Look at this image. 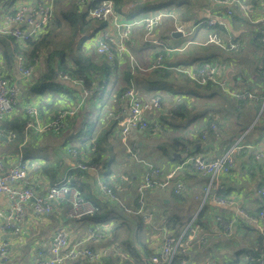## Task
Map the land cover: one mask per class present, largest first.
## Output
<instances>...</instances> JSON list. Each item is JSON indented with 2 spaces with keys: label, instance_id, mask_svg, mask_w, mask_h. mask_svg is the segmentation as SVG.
<instances>
[{
  "label": "crops",
  "instance_id": "obj_1",
  "mask_svg": "<svg viewBox=\"0 0 264 264\" xmlns=\"http://www.w3.org/2000/svg\"><path fill=\"white\" fill-rule=\"evenodd\" d=\"M17 1L14 0L13 3H17ZM22 1L28 2L30 5L39 2V0H19L18 2ZM219 1L127 0L122 5L121 12L115 14V18L125 21L133 18L138 20L145 14L162 12L164 16L148 38L160 39L163 43L161 45L152 43L149 45V40H144L143 24L141 22L135 24L131 29L128 40L125 42V51L121 53L118 62L112 64L108 75L103 77V79L107 77L106 86L108 94L106 100L97 103L98 95L101 94L99 91L101 90L100 87H97L100 94L98 92L96 94L89 93L80 107L81 115H84L89 108V104H93V106L98 105V109L102 107L105 111H108L110 117L107 118V122H111L113 120L112 117L119 110L120 104V102L114 101L115 93L127 81H130L132 84L130 88L135 90L139 99H149L155 93V90H152L154 87H150L149 84L164 76L161 71L159 74L154 73L155 68L150 67V64L156 56L163 55L164 63L168 67H172L173 70L171 68L166 69L169 74L162 81L166 82L167 86L169 85L168 88L171 89L173 87H182L181 92L187 94V99H184L180 95L181 99L185 100L187 106L190 108L186 112L187 118L181 123L179 121L176 125L177 127L165 125L164 129V126L161 125V116H165L171 104L180 102L181 99H177L179 97L177 95L180 93L173 96L171 95V90L161 89L159 92L164 94H158L161 96L160 109L148 115V118L153 123L155 122L158 126L161 125V130L151 129L144 133L132 130L130 132V141L136 143L141 150L140 157L142 160L159 166L163 170L171 169L178 162V160H175L176 157L184 158L186 155L185 151L175 152L173 150L174 146L171 144L175 143V139L195 140L196 144L194 148H198L199 150L193 154L189 153L190 155H202L211 158L225 153L226 150H231L236 154V161L228 174L217 173L203 179V177H199L193 172L190 167H187L179 174L187 186L184 198H189L190 206H196L190 213L184 216L177 213L178 215L185 219V216L190 214L195 216L197 214L199 204L197 200L201 197L204 180L209 179L213 184V188L207 190V192L211 191L208 199V212L213 217V220L206 232H209L212 226L222 229V222L228 224L232 220H235L228 237L223 236L216 240L210 234L209 246L212 241L218 244V246H222V241H227V238H232V242L235 241L233 243L237 245L240 243V237L243 239V235H246L251 230L250 228L256 232L261 229L264 231V219L252 221L242 216L238 210L243 207L252 213H257L258 209L254 188L259 181L261 183L264 179V157L259 159V167L253 166V158L255 153L264 152V125L261 124L259 128L253 130L252 127L258 122L262 104L259 101L249 100L239 102V105H237L238 102L235 101L234 97L230 93L223 91L218 85L210 82L204 88L203 86L208 82L199 84L185 74L181 78L179 75L173 73L177 72L174 67L178 64L197 69L205 63H215L219 68V74L217 72L218 77L229 83L231 91L243 89H256L260 91L261 82L263 83V76L260 72L263 63V52L261 47H259L260 42L257 34L261 27V19L264 17V9L260 5L261 2H258V0L253 4L251 0H239V3H234L231 6L233 14L229 16L224 11L226 6L219 3ZM7 2L8 0L5 1V12L9 7L7 6ZM209 11L221 14L224 28L217 27V31L225 43L229 41L237 42V48L226 51L217 45L205 43L206 34L210 28L202 25L200 20ZM3 16L4 14L0 17V23L3 20ZM104 23L107 24L103 29H106L114 40L117 41V31L114 26L113 17L109 21H104ZM180 24L186 28L187 33L182 34L176 30V27ZM103 29L101 28L96 32L97 38ZM96 37L86 41L87 46H89L88 48L95 50ZM65 45L66 41L62 42L59 48H63ZM167 48H173L174 50L167 53L165 52ZM4 49L5 45L0 41V74L4 75L10 83H13L18 88L17 105L13 108L11 114H17L20 111L24 112L28 104H35L39 107L48 105L50 103L49 100L41 98L42 95L40 93L28 92L29 85L16 69L15 58H11L8 62L2 60L1 55ZM40 60L35 64L33 75L37 74L40 68ZM132 78H136L135 85H133ZM54 83L62 84L64 87L63 90H58L59 93L54 91L60 97L64 96V94H61L62 91L69 95L68 92L72 90L70 87H74L78 91V98L82 95L81 86L78 84H74V86L71 84L72 86H69V83L66 82ZM196 83L200 86H197ZM193 88L195 89L194 92L191 91ZM48 90L51 91V88H48ZM55 98L53 100L58 102L59 109L64 104H67V102L60 100L61 98L57 99L58 96H55ZM52 103L53 101L51 105ZM109 108L110 110H108ZM238 114L241 117H237ZM211 116L214 119L210 118ZM69 123H66L59 133L34 134L27 139V141H32L28 151L32 153L31 155H35L38 158L28 157V159H31H29V163L25 168V177L19 180L20 185L29 186L35 194H40L46 191L54 182L60 180L67 171L76 176L78 173V170L75 168V163L78 162L77 158L70 150L71 145H69L66 137L61 133V131L71 128L76 124L72 125L73 123L71 122L72 126H69ZM211 123H216L220 126L218 131H220L221 138L202 137L203 131L207 129L209 131ZM112 125L117 127L115 121ZM243 126H246V129L242 135L234 142L226 143V140L232 137ZM0 128L4 127L0 125ZM101 129L106 128L102 127ZM91 143L92 139L86 142L85 145H90ZM78 145L81 147L79 140L78 144L75 145L76 148ZM104 145L109 146L110 149L104 152L103 163L100 164L101 167L97 171H87L79 183L80 191L83 197L92 200L93 203L95 202V205L101 204L105 207L103 203L105 196L101 193L98 183V180L102 179L105 183L115 186L114 190L119 197V202H116L117 205L113 203L108 204V208L100 206L99 211L97 210L101 214L102 221L100 224H105L107 227L102 229L104 232L102 240L94 241L93 245L96 248L114 245L117 249L113 250V252L122 257L116 264H123V260L125 259L133 262L132 258H128L124 254V251L127 250L125 248L127 244L135 247L136 251L140 254H142V251L145 253V250L157 253L161 244V236L153 231L150 226H141L140 219L133 212V207L136 204V202L134 203L136 194L133 186L119 183L117 177L123 174L137 181L145 173L146 164L128 158L122 147H116L118 149H115L114 144H111L109 140V136L104 140ZM188 146L190 148V145ZM18 147L17 151L19 152L20 150L23 158H25L22 146ZM163 149L164 151L168 150L167 154H164ZM18 152L15 149V140L10 142L0 137V161L4 163L6 168L17 162ZM41 155L42 157H40ZM218 189L227 193V197L231 198L232 204L217 205L211 200V197L215 195ZM172 197V191L170 192L168 189L145 193L148 211L154 223L161 222L165 215L171 214L166 212V208L170 204ZM113 206L119 207L114 210L115 214L121 212L120 209L123 212V214L119 215L122 216L120 222H108L110 207ZM67 208L68 204L63 200L55 202L52 212L48 215L35 214L31 208V200H29L23 205V216L16 223L17 229L2 228L9 210V199L5 195L0 194V245L5 243L7 246L6 253L0 255V264H24L32 261L39 252L48 250L52 234L58 227H65L68 244L71 245L76 239L87 235L89 226H97L94 222L89 223L85 216L79 219L69 217L66 215ZM127 217L133 223L130 228V237L124 240L123 236H121L124 235L123 231L120 233V230L117 228L124 218L127 220ZM238 218L245 220V223L243 222L244 226L242 225L243 223H241L242 226L237 224ZM255 231L252 232L255 233ZM242 244L248 245L247 240ZM209 252L212 264H219L217 256L211 250ZM186 253L189 258L187 260L188 264H202L205 256H201L203 248L193 249V246L189 245ZM239 254L237 257L239 256L240 260H242L241 257L244 258L246 256L245 253ZM206 256L208 257V251ZM65 264H73V262L67 261ZM147 264L156 263L148 260ZM159 264H169V262L160 261ZM237 264L240 263L238 262Z\"/></svg>",
  "mask_w": 264,
  "mask_h": 264
},
{
  "label": "built area",
  "instance_id": "obj_2",
  "mask_svg": "<svg viewBox=\"0 0 264 264\" xmlns=\"http://www.w3.org/2000/svg\"><path fill=\"white\" fill-rule=\"evenodd\" d=\"M55 0H39V2L30 5L28 2H18L10 5L5 12L2 22L0 23V37L11 36L15 41L22 43L23 40L37 36L51 20L53 15V4ZM78 4H85L88 0H75ZM258 1V0H255ZM219 3L226 6L225 13L229 16L233 14L231 6L234 3H239V0H220ZM255 2H253L254 4ZM264 9V1L260 3ZM114 5L112 0H99L98 3L88 10L89 16H92L101 21H109L112 17L114 26L117 31V41L107 32L106 29L100 31L97 39L96 51L103 55L105 59L114 64L122 52L125 51V42L128 40L132 27L141 22L144 28V40H149V43L161 45L163 42L160 39L148 38L156 29L160 19L164 16L162 12H154L143 15L140 19H130L128 21L115 18ZM202 25L207 26L209 31L206 34L205 43L214 44L221 47L223 50L229 51L237 48L238 43L229 41L225 43L219 35L217 27L224 28L221 14L212 13L209 11L200 20ZM262 34L264 35V17L261 19ZM176 30L182 34L187 33L183 25H178ZM264 43V37L262 39ZM115 46V48H114ZM167 53L174 49H165ZM16 69L22 75L23 79L28 83L32 80V72L34 64L25 65V57L21 54H16ZM168 65L164 63L163 55H158L154 58L150 67L166 68ZM177 71L187 75L193 81L199 84L212 82L218 85L226 93H230L239 105V102L244 101H259L264 109V89L261 92L255 93L247 90L231 91L229 83L221 80L219 68L215 63H205L199 68H190L187 66L178 65L174 67ZM262 75L264 76V65L262 66ZM57 80H69L73 84L81 86L82 96L77 102L69 107L63 105L51 119H45V107H39L35 104H28L25 107L27 118L23 123L24 143L34 134L44 133H59L66 125L68 118L73 117L81 107L84 98L91 93L90 89L84 88L82 81L79 79L69 78L65 74L57 73ZM18 88L13 83H10L7 78L0 74V120L10 116L13 108L17 105ZM114 101L120 102L119 110L114 114L116 125L120 135V142L124 147L127 157L146 164V171L139 180H134L126 175L120 174L117 180L121 184L133 186L135 191L136 208L134 213L138 216L141 223L148 225L151 229L161 236V244L157 254L144 257L142 260L159 264L160 261H170L178 246H181L182 252L186 253L189 245H197L198 248L205 246L209 239L208 236L213 235L217 240L223 236H228L231 233V228L235 222L232 220L226 224L222 222V229L215 226L210 228L209 232L198 233L199 226L193 220L189 221L183 233H188V238L181 242V236L176 237L173 233H168L165 228L168 218L165 216L161 222H153L151 214L148 211L145 193L154 190L171 189L174 195L181 196L187 191V186L179 174L187 167H190L199 177H211L217 173L227 174L234 165L236 158L233 151L207 158L202 155H190L186 153L184 158L178 161L171 169L163 170L159 166L145 162L141 159L139 147L133 141H130V132H148L151 129H160L155 122L153 123L148 115L160 109V96L154 94L149 99H139L133 88H126L119 92L118 96L114 97ZM209 128L215 133L218 132L219 126L216 123H211ZM208 133V129L203 131L202 137ZM0 137H4L7 141L12 142L16 139V134L10 130L0 128ZM76 156L77 161L75 168L78 170L76 176H73L68 171L63 177L54 182L46 191L40 194H35L31 187L22 186L19 180H22L26 175V166L29 163L28 158H23L22 152L19 150L17 162L9 167H5L0 161V194L5 195L9 199V210L6 214L2 228L17 229L16 223L23 216V205L31 200V208L35 214L48 215L52 212L55 202L65 201L68 204L66 215L72 218L79 219L83 216L90 215L98 209L92 200L82 196L79 183L87 171H97L100 164H87L82 159H79L78 152L74 148H70ZM234 150V149H233ZM255 159L264 157V152L255 153ZM101 193L104 194L109 202H119V197L114 188L105 183L102 179L98 180ZM255 194L264 198V179L261 181V186L256 188ZM211 200L217 205L232 204L231 198H222L214 195ZM239 213L245 218L252 221H257L258 217L248 214L242 207ZM260 215L264 218V208L261 209ZM105 224L97 226H89L88 233L85 237L76 239L71 245L68 244L67 232L65 227H58L52 234L48 250L39 252L30 262L24 264H65L67 261L75 262L76 264L94 263L99 261L109 252L116 250L114 245L96 248L93 245L94 241L102 240L104 237L103 228ZM260 232L264 231L261 229ZM261 255L255 259V262H263L264 254V238L261 242ZM7 251L5 243L0 245V255H4ZM188 259H181L180 264H188ZM146 262V261H143ZM147 264V263H146ZM202 264H211V261L205 260Z\"/></svg>",
  "mask_w": 264,
  "mask_h": 264
},
{
  "label": "trees",
  "instance_id": "obj_3",
  "mask_svg": "<svg viewBox=\"0 0 264 264\" xmlns=\"http://www.w3.org/2000/svg\"><path fill=\"white\" fill-rule=\"evenodd\" d=\"M99 0H88L85 4H78L75 0H55L53 4V15L51 17V20L45 25L43 30L35 37L28 38L26 40H23L22 43H19L14 40L11 36L6 37H0V41L3 45H5V49L1 55V58L4 62H8L11 58H15L16 54H21L25 57V65H32L36 61L38 62L40 59V68L38 69L37 74H32V80L29 81L27 84L29 85L28 92L30 93H40L42 96L41 98H46L49 100L50 103L48 105H45L46 114L44 116L45 119H51L54 117V115L59 110L58 102L54 101L53 99H56L55 96H58L57 99H60V95H56L59 93L58 90L55 92H50L48 88H51V90H54L55 88L59 90H63L62 84H55L54 82H61V83H72L69 80L63 81V80H57L55 75L57 73H62L68 76L69 78L73 79H79L82 81L83 87L92 90L91 93H97L98 89L97 87H100L102 89L103 86H106L107 83V77L106 79H103L104 76H107L108 73L111 71L112 63L108 62L103 55H100L96 51V46L94 47L95 50L92 48H88L87 46V40L90 35V30L94 29L96 27H90L92 21H97V24L101 23L98 19L89 16L88 10L92 7H94ZM114 5V11L121 12L122 5L127 0H112ZM252 2H255V0H251ZM264 0H259L258 2H263ZM14 0H8L7 6L12 5ZM134 19V18H133ZM103 27L107 23H102ZM98 29V28H95ZM262 25L259 28V33L257 34V38L260 42L259 47H261V50L263 52V63L264 65V43L262 41L264 35L262 34ZM220 35V34H219ZM221 36V35H220ZM90 39V38H89ZM66 41V45L63 48H59L62 42ZM91 47V46H90ZM166 52V50H165ZM97 54V55H96ZM200 64V63H199ZM197 64V65H199ZM172 69V67H166V68H155L153 71L156 74H159L161 71L164 76H161L160 79L155 80V82H151L149 84L150 87H154L153 89L156 90L155 93L159 94V90L162 88L171 90L172 94L180 93L184 99H187V94L181 92L182 87H173V89L168 88L167 83L163 82L162 80L169 74L166 69ZM159 71H157V70ZM34 70H35V64H34ZM33 70V71H34ZM173 70V69H172ZM176 71V70H175ZM262 74V67L260 70ZM175 75H179L181 78L182 76H185L182 72H173ZM4 76V75H3ZM263 76V75H262ZM5 77V76H4ZM133 85H135L136 78H132ZM195 83V82H194ZM210 82H208L203 87L206 88L207 85H209ZM197 86H200L196 83ZM74 86V85H73ZM132 84L130 81L126 82L125 85L120 87L116 93L115 96L117 97L119 92L123 89L130 88ZM73 91V95L69 91L68 94L72 99V103L69 105V107L74 105V98L77 102V94L78 91L71 87ZM264 89V76H263V83L261 82V88L260 91L254 90V89H243L251 92H261ZM101 92V90H99ZM192 92L195 91V89H191ZM154 93V94H155ZM162 94V93H161ZM98 95V94H97ZM77 96V97H76ZM82 96V95H81ZM101 96L98 95V97ZM161 97V96H160ZM85 99V98H84ZM53 101L52 105L51 102ZM60 101V100H59ZM84 101V100H83ZM190 108L187 106V103L185 100H182L178 103L171 104L169 106V109L167 110V113L165 116H161L162 123L161 125H168L170 127L174 126L177 127V123H180L187 118V111H189ZM80 108L78 109V112L73 116L70 117L69 121L67 120V124L69 123V126H71L72 123L78 120L79 118ZM27 114L24 110L20 111L19 113H14L8 116L7 118H4L0 120V125L4 128L14 132L16 134L15 139V149L16 152H18V146H22L24 157L28 158H38L35 155H31L28 150L29 146L31 145L32 141L28 140L24 143V133H23V123L24 120L27 118ZM78 117V118H77ZM237 117H241L240 114L237 115ZM113 120H111V124L116 121L114 117H112ZM210 118H213L212 116ZM258 122L252 127L253 129L259 128L261 124L264 125V109L261 110L260 115L258 117ZM83 119V118H81ZM214 119V118H213ZM87 124H84L85 121H81V125L84 124L83 127H86L87 129L84 130V134H82V137L80 139L81 147L78 145V147H70L74 148L79 155V159L83 160L87 164H102V158L105 151H108L110 149L109 146L104 145V135L103 133L96 137L93 135V133L98 129L99 126H97V120L98 115L94 119L86 118ZM89 121H91V124H89ZM72 122V123H71ZM220 129V126H219ZM246 129V126L241 127L238 129L232 137L228 138L226 140V143L234 142L236 139H238L243 131ZM60 132V131H59ZM82 132V131H81ZM107 132V130H106ZM199 133V132H198ZM87 135V136H86ZM84 136V137H83ZM201 136V133H200ZM212 137L214 139L221 138L220 131L217 133L213 132L211 129H209L208 134L205 135L206 138ZM247 136V135H246ZM202 138V137H201ZM91 140L92 143L90 145H85L86 140ZM205 139V138H203ZM196 144L195 140H177L175 139V143L171 144L174 146L173 150L175 152H181L185 151L186 153L193 154L194 152L198 151V148H194V145ZM190 145V148L189 146ZM166 149V147H165ZM229 150V149H228ZM164 151V149H163ZM227 151V150H226ZM44 155V154H42ZM42 155L40 157H42ZM29 158V159H31ZM177 158V157H176ZM175 160H182V157H178ZM236 158V154H235ZM253 166H260V160L253 158ZM231 171V169H230ZM109 186L115 188V186L107 183ZM261 186V183H259L255 186L256 188H259ZM254 190V194H255ZM211 192V191H210ZM210 192H207L206 198L197 212L195 216L190 214L187 218L183 219L182 216L178 215L177 213H172L169 215H165L168 218V222L165 225V228L167 229L168 233H173L176 237L181 236V242H184L189 236L187 232L183 233V229L185 227V224L191 220L198 224L199 226V233L208 231L210 224L213 220V217L210 216L208 212V199ZM173 194V192H172ZM216 196L226 198L227 193L223 192L221 189H218L215 192ZM175 199L180 198L181 196H176L173 194ZM255 200L257 201V213H252L248 210L245 211L248 214H253L254 216L258 217V220L264 219L262 215H260L261 209L264 208V198H261L257 194H255ZM230 198V197H228ZM103 203L105 207L108 208V204H112L113 202H109L108 200L103 198ZM95 203V202H94ZM135 203V198H134ZM114 205H117L116 203H113ZM97 205V204H96ZM105 208L104 206L97 205L98 211L99 207ZM136 208V204L133 207V212ZM125 209V207H124ZM92 212V214L86 216L89 223L94 222L95 224L99 225L101 223V214H99L98 211ZM245 223V220L242 218L237 219V224L241 225V223ZM244 223L242 224L244 226ZM241 225V226H242ZM239 226V227H241ZM251 231H255L254 229L250 228ZM249 229V230H250ZM209 239V236L207 237ZM264 238V233L260 232L259 230L256 232L253 236L252 241L247 240V244H242L239 249H237L234 253L238 255L239 253H245L246 256L243 258V260H240L238 257H236V263L240 264H264V254H263V262H255V259L258 258L261 253V242ZM193 249L198 248L197 245H192ZM209 247V242L201 247L202 248ZM125 248L127 250L124 251V254L128 258H132L133 262L130 260H123V264H146L148 260H142L144 257H149L152 255L157 254L156 252H153L151 250L146 251L145 253L142 251V254L138 253L135 249V247H131L130 245H126ZM144 255V256H142ZM158 255V254H157ZM240 255V254H239ZM208 257L210 256V252L208 251ZM122 258L117 253L111 251L104 257H102L99 261L94 263H84V264H116V262L119 261V259ZM181 259H189L187 253L182 252L181 246H178L176 251L173 254L172 259L169 261V264H180ZM207 259V258H206ZM204 259L203 262L206 260ZM210 261V259H207ZM146 261V262H143ZM73 264H76L73 262Z\"/></svg>",
  "mask_w": 264,
  "mask_h": 264
},
{
  "label": "rangeland",
  "instance_id": "obj_4",
  "mask_svg": "<svg viewBox=\"0 0 264 264\" xmlns=\"http://www.w3.org/2000/svg\"><path fill=\"white\" fill-rule=\"evenodd\" d=\"M5 1L6 0H0V17H2V15L4 14L5 15V10H6V7H5ZM19 1V0H18ZM4 17V16H3ZM99 24H97V21H92L91 22V26L90 27H93L96 25L95 28H98V29H92L90 30V35L89 36H86L88 37V39L90 38L91 40L97 36L96 32L101 29L103 27V22L104 21H101L99 20ZM237 43V42H236ZM149 44V43H148ZM151 45V43L149 44ZM115 48V46H114ZM179 65V64H178ZM177 65V66H178ZM34 73V72H32ZM68 83V82H66ZM71 84L73 83H69V86H72ZM74 85V84H73ZM62 88H64L62 86ZM71 88V87H70ZM69 89V87H68ZM162 89H165V88H162ZM56 90H59V89H56ZM55 89L54 90H51L50 92H53V91H56ZM70 90V89H69ZM154 91V89H152ZM161 90V89H160ZM159 90V91H160ZM167 90V89H166ZM156 91V90H155ZM71 94L73 95V91H71ZM160 94L162 92H159ZM61 94H64L63 97H61L60 100H63L64 102H67V104H64L65 106L66 105H70L72 103V99L69 95H67L65 92H61ZM98 94H100V92H98ZM107 86H103L102 89H101V96L98 97V101L97 103L101 102V101H105L106 98H107ZM153 94V93H152ZM164 93H162L161 95H163ZM171 95H175V94H172ZM181 94H178L177 96V99L180 100L181 99ZM74 96V95H73ZM74 104L76 103L75 101V98L73 100ZM178 103V102H177ZM98 105L96 106H93V104H89V108L87 110L86 113H84V115H81V113H79V118H83V119H80L78 118L77 122L73 123L72 125H74L73 127L71 128H68L66 130H63L61 131V133L63 134L64 137H66L69 145H71V147H74L75 145L78 144V140L80 142V139L82 137V134H84V130L87 129L86 127H83L84 124H87V120L86 118H89V119H94L96 117V115H98V120L96 121L97 122V126L98 129L93 133V135H95L94 137H96V135L98 136V134H102L104 135V138L105 140L108 138L109 136V140L111 142V144H114V148L115 149H118L120 147L123 148L124 150V147L122 146V144L119 142L120 139V135H119V132H118V128L115 126V125H112L114 123L111 124V122H107V118L110 117L109 116V113L108 111H105L102 107L101 109H98L97 108ZM110 110V108L108 109ZM78 112V111H77ZM76 112V113H77ZM85 121L84 124L81 125V121ZM89 124H91V121H89ZM71 125V126H72ZM78 125V126H77ZM102 127L106 128V129H101ZM164 129H165V125H164ZM107 130V132H106ZM161 130V127L160 129ZM82 131V132H81ZM109 133V134H108ZM87 136V135H86ZM90 140H87L86 142H89ZM160 144V143H159ZM165 146V145H164ZM76 147V146H75ZM118 147V148H116ZM140 150V149H139ZM141 151V150H140ZM167 151H164V154H167ZM125 152V151H124ZM160 152V151H159ZM159 154V153H158ZM126 155V153H125ZM230 172V171H229ZM228 174V173H227ZM204 179V178H203ZM213 188V184L211 181H209V179H205L204 180V186H203V191L201 192V197L197 200L199 201V204H198V211L199 209L201 208L205 198H206V194H207V190H211ZM170 192H171V189H168ZM186 195L183 194L181 195L180 198L178 199H175V197L173 196L171 198V202L170 204L167 206L166 208V212L167 213H179L180 215L184 216L188 213H190V211H192L193 209H195V206H190L189 205V198L187 197L186 199L184 198V196ZM196 201V202H197ZM193 207V208H192ZM119 207L117 206H113V207H110V214H109V220L108 222L109 223H113V222H120L122 220V216H119L121 214H123L122 210L120 209L121 212H118V213H114V210L115 209H118ZM125 214V213H124ZM189 216V215H188ZM188 216H185V218H187ZM86 217V216H85ZM133 222L131 221L130 222V219L127 217V220L124 218V220L121 222V224L118 226L117 229L120 230V233L123 231V234L124 235H121L123 236L122 238L125 240L127 239L128 237H130V228H131V224ZM188 223V222H187ZM186 223V224H187ZM142 224V223H141ZM185 224V225H186ZM211 225V224H210ZM142 227L144 226L143 224L141 225ZM252 231L250 230L249 232L246 233V235H243V239L240 237V243H238L237 245H235L233 242H232V238L229 239L227 238L228 240L227 241H222V246H218V244L214 243L213 241L210 242V246L207 247V248H203V253L201 254V256L205 255L204 256V259H210L209 257L206 256L207 254V251H212L213 254L215 256H217L218 260H219V264H237L236 263V257L237 255L234 253L237 249L240 248V246L242 245V243H244L247 240H250L252 241L253 239V236L255 235L251 233ZM228 237V236H227ZM211 240V239H210ZM116 241V240H115ZM117 242V241H116ZM241 256V254L239 255ZM206 257V258H205ZM241 259L243 260V258L241 257ZM211 261V264H212V260L210 259Z\"/></svg>",
  "mask_w": 264,
  "mask_h": 264
},
{
  "label": "water",
  "instance_id": "obj_5",
  "mask_svg": "<svg viewBox=\"0 0 264 264\" xmlns=\"http://www.w3.org/2000/svg\"><path fill=\"white\" fill-rule=\"evenodd\" d=\"M174 34V33H173ZM4 138V137H3Z\"/></svg>",
  "mask_w": 264,
  "mask_h": 264
}]
</instances>
